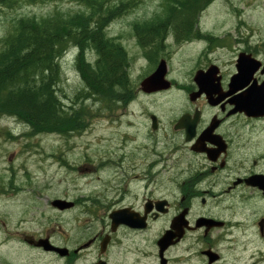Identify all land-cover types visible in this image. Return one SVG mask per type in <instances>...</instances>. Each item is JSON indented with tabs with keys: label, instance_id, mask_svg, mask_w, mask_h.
<instances>
[{
	"label": "flooded vegetation",
	"instance_id": "af4514ba",
	"mask_svg": "<svg viewBox=\"0 0 264 264\" xmlns=\"http://www.w3.org/2000/svg\"><path fill=\"white\" fill-rule=\"evenodd\" d=\"M203 1L129 24L146 68L118 101L148 99L150 126L87 153L76 177L87 181L61 180L60 205L16 208L0 264H264V34L223 37L197 14ZM162 61L169 87L148 92ZM244 94L256 100L247 112Z\"/></svg>",
	"mask_w": 264,
	"mask_h": 264
},
{
	"label": "rangeland",
	"instance_id": "374dc122",
	"mask_svg": "<svg viewBox=\"0 0 264 264\" xmlns=\"http://www.w3.org/2000/svg\"><path fill=\"white\" fill-rule=\"evenodd\" d=\"M161 9V0H137L135 8L110 19L114 20L110 29L104 27L108 36L117 38L128 52L130 77L127 86L138 82L146 63L141 59L140 50L132 43L130 35L124 32L129 30V24L135 20L156 15ZM55 11L70 15L78 11L87 12V9L77 0L23 1L14 7L0 5V51L3 48L2 40L16 20L24 16L48 17ZM200 14L213 30L220 32L223 37L230 34L234 41L249 34H264V0H216ZM122 34L124 39L121 38ZM87 54L93 61L97 57L90 49ZM75 57L76 52H67L61 58L62 72L56 88L67 110L85 107L80 130H56L35 135L23 120L8 114L0 115V251L6 250V244L2 246V243L8 239V217L18 212L16 208L52 206V200L60 195L61 180L69 181L70 187H80L82 182L87 181L76 178L88 175V172L80 170L88 163L85 157L87 153L103 154L106 146L125 140L127 133L124 130H141L144 126H150L143 111L153 108V104L148 103L145 97L140 96L127 108L116 99L108 100L95 93L77 99L78 94L86 92V85ZM177 58L181 64L186 57ZM169 97L171 100L180 98L174 93ZM168 105L166 97H159L154 108L163 116L166 124L173 117ZM73 178L76 182H73Z\"/></svg>",
	"mask_w": 264,
	"mask_h": 264
},
{
	"label": "trees",
	"instance_id": "16d2710c",
	"mask_svg": "<svg viewBox=\"0 0 264 264\" xmlns=\"http://www.w3.org/2000/svg\"><path fill=\"white\" fill-rule=\"evenodd\" d=\"M23 1L63 0H0V5L14 7ZM77 1L87 12L68 15L55 11L41 18L24 16L16 20L2 40L0 115L23 120L32 133L82 128L85 107L67 110L56 88L62 72L60 60L71 47L78 49L75 62L86 85V92L78 94L77 99L95 93L108 100H118L129 84V55L117 38L108 36L104 27L110 19L135 8L137 0ZM209 3L210 0L203 1L197 14ZM191 5V0L178 5L172 0H161L162 9L155 14H183ZM89 49L96 53L94 61L87 54Z\"/></svg>",
	"mask_w": 264,
	"mask_h": 264
},
{
	"label": "water",
	"instance_id": "95a60500",
	"mask_svg": "<svg viewBox=\"0 0 264 264\" xmlns=\"http://www.w3.org/2000/svg\"><path fill=\"white\" fill-rule=\"evenodd\" d=\"M240 63H246V59L242 58L240 60ZM241 74L237 75L239 77L242 76L243 70H240ZM165 75H166V63L165 61H162L159 66L157 67L156 71L151 74L149 77L144 79L142 85L144 89L148 92L157 91L161 89L168 88L169 85L165 81ZM201 79V73L197 74V80L199 81ZM264 87V84H263ZM262 98L264 99V90L262 92ZM238 104L240 106V109L245 110L246 112L249 110L250 105H254L256 103L255 99H252L249 97V94L241 95L238 99ZM154 127L156 125V118L153 117ZM53 205H60V201H53Z\"/></svg>",
	"mask_w": 264,
	"mask_h": 264
},
{
	"label": "bare ground",
	"instance_id": "6f19581e",
	"mask_svg": "<svg viewBox=\"0 0 264 264\" xmlns=\"http://www.w3.org/2000/svg\"><path fill=\"white\" fill-rule=\"evenodd\" d=\"M118 9V8H117ZM132 9V8H131ZM113 12V11H112ZM116 12V11H115ZM128 13V12H127ZM111 15V14H110ZM104 17V16H103ZM116 18H117V16H116ZM122 18V17H121ZM111 22H112V20H111ZM106 23V22H105ZM105 26H108L107 24L105 25ZM104 27V26H103ZM103 30V29H102ZM106 34V33H105ZM208 34H210V33H208ZM211 35V34H210ZM106 37V36H105ZM90 50H92V49H90ZM106 57V56H105ZM130 65V64H129ZM129 67V66H128ZM83 68H84V66H83ZM128 71V70H127ZM102 76V75H101ZM130 77V76H129ZM129 77H128V80H129ZM119 80V79H118ZM129 82V81H128ZM57 85V84H56ZM58 87V86H57ZM59 93V92H58ZM85 94V93H84ZM91 94H93V93H91ZM84 97V96H83ZM90 97V96H89ZM93 97V96H92ZM95 99H96V97H95ZM117 104V103H116ZM115 104V105H116ZM77 107V106H76ZM76 107H74V108H76ZM79 107V106H78ZM73 108V107H72ZM86 111V110H85ZM13 117V116H12ZM63 120V119H62ZM20 121V120H19ZM18 123H20V122H18ZM27 124V123H26ZM25 124V125H26ZM27 128V127H26ZM73 131H75V130H73ZM55 132V131H54ZM46 133V132H45ZM49 133H51V132H49ZM43 134V133H42ZM36 135V134H35Z\"/></svg>",
	"mask_w": 264,
	"mask_h": 264
}]
</instances>
